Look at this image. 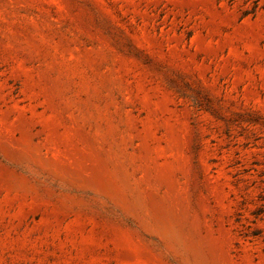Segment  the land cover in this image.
Segmentation results:
<instances>
[{
    "label": "rangeland",
    "instance_id": "1",
    "mask_svg": "<svg viewBox=\"0 0 264 264\" xmlns=\"http://www.w3.org/2000/svg\"><path fill=\"white\" fill-rule=\"evenodd\" d=\"M0 264H264V0H0Z\"/></svg>",
    "mask_w": 264,
    "mask_h": 264
}]
</instances>
